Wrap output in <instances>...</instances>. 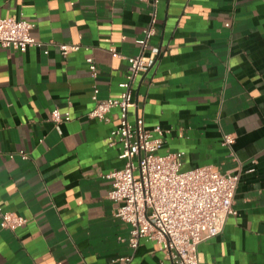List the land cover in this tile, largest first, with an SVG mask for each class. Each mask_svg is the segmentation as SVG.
<instances>
[{
	"label": "crops",
	"instance_id": "1",
	"mask_svg": "<svg viewBox=\"0 0 264 264\" xmlns=\"http://www.w3.org/2000/svg\"><path fill=\"white\" fill-rule=\"evenodd\" d=\"M152 3L0 0V17L32 23L41 44L0 45V207L27 221L0 226V264H176L155 242L131 247L106 178L125 166L108 140L120 112L89 117L96 89L100 101L121 97L129 64L111 50L141 53ZM156 10L144 53L154 63L134 83L129 120L164 130L161 153H181L183 170L240 174L237 215L199 245L200 264H264V0H159ZM63 44L80 50L64 57ZM55 109L72 120L54 124Z\"/></svg>",
	"mask_w": 264,
	"mask_h": 264
},
{
	"label": "built area",
	"instance_id": "2",
	"mask_svg": "<svg viewBox=\"0 0 264 264\" xmlns=\"http://www.w3.org/2000/svg\"><path fill=\"white\" fill-rule=\"evenodd\" d=\"M150 3L155 8L143 39L138 41L141 53L124 58L111 50L117 58L128 61L129 73L120 84L122 94L119 99L100 101L96 89L93 100L95 108L89 117L107 121L109 114L118 109L119 126L110 133V146L120 145V158L125 160L121 170L108 174L112 182L110 199L118 204L116 217L131 226L129 242L137 249L141 240L155 242L162 247L167 258L176 264H200L198 247L204 241L221 234L231 216H236L234 199L240 184V174L220 173L213 167L183 170L182 154L161 153L166 132L157 127L148 129L144 119L135 124L129 120V110L134 106L132 90L138 76L149 69L154 61L147 62L144 53L149 50V42L155 35L157 3L159 0H138ZM34 25L23 18L0 17V45L25 53L29 48L41 44L31 35ZM62 56L78 52L79 45H60ZM93 79L98 78L96 62L87 59ZM72 120L69 112L59 109L51 113V121L60 125ZM235 143L232 136L224 138L223 145L231 147ZM24 159L28 156L20 152ZM22 216L5 211L0 207V226L15 232L26 224ZM130 264L132 257L119 260Z\"/></svg>",
	"mask_w": 264,
	"mask_h": 264
}]
</instances>
